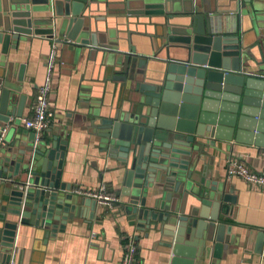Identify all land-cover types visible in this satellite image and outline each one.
<instances>
[{
  "label": "water",
  "instance_id": "95a60500",
  "mask_svg": "<svg viewBox=\"0 0 264 264\" xmlns=\"http://www.w3.org/2000/svg\"><path fill=\"white\" fill-rule=\"evenodd\" d=\"M95 1L0 0L1 51L6 53L12 39L46 37L60 47L64 62L84 47L116 54L113 66L118 73L113 78L124 82L130 107H120L110 116L92 108V126L101 150L116 158L123 171L130 225L159 230L172 239L174 264L218 257L231 234L224 222H218V210L228 214L230 206L222 201L234 202V197L212 179L209 149L221 150L218 141H232L234 135L239 143L264 148V74L245 70L250 54L240 36L216 30L197 3L180 11L184 21L169 22L159 48L153 44L151 54L138 53L134 47L132 53L102 48L86 16ZM165 1L139 3L146 14L165 15L171 11ZM236 1L240 14L242 10L254 14L253 0ZM163 50L165 57L160 56ZM158 59L162 67L150 75L147 62ZM19 92L5 84L1 122L22 117L26 96ZM29 136L27 141L12 138L0 153V241L7 248L14 246L18 222L29 221L49 237L69 219L95 215V199L82 198L61 182L66 141L59 136L52 142L37 139L34 132ZM149 187L159 198L147 205L142 193ZM191 196L198 203L190 204ZM10 257L7 254V260Z\"/></svg>",
  "mask_w": 264,
  "mask_h": 264
},
{
  "label": "crops",
  "instance_id": "0c3cea01",
  "mask_svg": "<svg viewBox=\"0 0 264 264\" xmlns=\"http://www.w3.org/2000/svg\"><path fill=\"white\" fill-rule=\"evenodd\" d=\"M139 1L97 0L91 5L86 16L93 31L97 32L102 48L106 46L132 53L134 47L138 53L151 54L153 44L159 48L160 35L169 27V22L184 21L180 11L184 8L191 10L192 4L197 3L216 30L240 36L243 47L250 54L245 70L264 74V0H253L254 14L251 16L246 10L240 14L236 0H166L171 11L165 15L146 14ZM243 5L250 6L247 2ZM168 14L173 17L168 19ZM23 39H12L6 53H2L0 44V103L5 84L16 86L20 89L19 94L26 96L22 117H15L7 123L9 127L0 153L12 138L27 141L30 132H34L25 126L24 119L33 116L38 89L45 82L47 60L53 47V42L46 37ZM59 49L58 46L50 95L55 115L39 139L52 142L54 136H59L66 141L61 182L70 184L71 190L96 191L105 185L106 191L116 195L119 201L112 208L96 201L93 219H69L63 229L49 237L29 221L18 222L13 248L3 246L0 241V261H15L16 264H123L126 239L133 236L137 248L133 264H174L169 243L172 239L163 236L159 230L130 225L124 208L129 199L123 191V171L116 158H109L101 150L100 138L92 126V108L110 116L120 107L125 110L130 107L124 82L113 78L118 73L117 67L113 66L116 54L84 47L73 60L64 62ZM160 56L165 57V50ZM162 63L160 59L148 61L145 70L153 75L158 72L154 69H160ZM7 124L0 121V128ZM218 145L221 150L209 149L213 158L208 159V167L212 179L223 183L226 193L234 197V202L222 201L230 206L228 214H224L221 208L218 210V222H224L231 230L230 235L226 233L229 244L220 256L206 255L202 262L194 264H264V188L227 173V159L231 156L240 158L250 169L264 170V148L239 143L235 135L232 141L220 140ZM142 195L146 196L147 205L159 198L153 187L143 188ZM195 203H198L197 199L191 196L190 204ZM209 210L212 212L213 208ZM93 233L95 237H92ZM7 254H11L9 260ZM182 258L193 261L184 255Z\"/></svg>",
  "mask_w": 264,
  "mask_h": 264
},
{
  "label": "built area",
  "instance_id": "2783aa9c",
  "mask_svg": "<svg viewBox=\"0 0 264 264\" xmlns=\"http://www.w3.org/2000/svg\"><path fill=\"white\" fill-rule=\"evenodd\" d=\"M58 48L56 44H53L51 53L47 60V75L43 85L38 89V94L33 107V116L24 119V124L27 128L34 130L39 139L40 134L46 130L52 118L55 115L54 110L51 107L50 95L54 85V75L56 70ZM9 124L0 128V147L4 143V136L7 132ZM264 156V150L262 152ZM227 173L229 176H236L244 179L245 181L252 183L256 186L264 188V170L257 171L250 169L240 158L231 156L227 159ZM87 197L95 199L98 203H102L109 208H112L115 203L119 201V198L106 191L105 185H102L99 190L96 191H78ZM95 237V234H92ZM136 243L133 236H129L126 239L124 245V254L122 258L123 264H133L136 255ZM0 264H16L15 261H0Z\"/></svg>",
  "mask_w": 264,
  "mask_h": 264
}]
</instances>
